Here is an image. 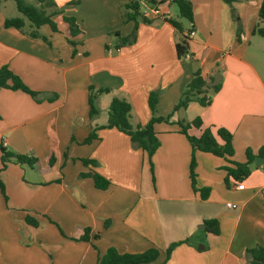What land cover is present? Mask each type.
<instances>
[{
  "label": "crops",
  "instance_id": "crops-1",
  "mask_svg": "<svg viewBox=\"0 0 264 264\" xmlns=\"http://www.w3.org/2000/svg\"><path fill=\"white\" fill-rule=\"evenodd\" d=\"M54 1L59 29L38 30L50 45L5 27L11 16L1 12L5 0L0 3V67L7 65L41 99L0 89V143L38 161L35 167L8 162L1 168L0 160L7 196L0 192V264H96L109 247L120 253L155 247L159 263L172 243L179 244L165 264H251L245 250L264 247V160L255 163L264 145V36L253 32L264 25L258 18L261 0H191L193 21L181 20L188 58L177 56L180 33L163 16L139 22L134 43L114 50V33L127 36L134 27L122 17L129 0ZM170 6L159 4L160 15L173 18ZM63 15L74 17L82 31L72 38L74 55ZM196 69L220 88L209 104L190 101L170 122L155 123L160 144L151 157L154 181L146 152L116 128H101L97 139L82 143L92 127L107 121V115L97 119L96 106L90 118L89 85L127 100L131 124H145L152 117L149 92L159 95L155 115H167ZM195 118L213 132L228 130L233 154L193 151L176 121ZM247 149L255 157L248 176L227 177V167L246 161ZM192 157L197 190L189 176ZM81 158L97 161L91 168L109 179L106 189L79 177L89 169ZM202 188H209L205 199ZM26 215L38 226L28 225ZM210 219L217 220L218 234L204 229ZM85 228L89 240H74Z\"/></svg>",
  "mask_w": 264,
  "mask_h": 264
},
{
  "label": "trees",
  "instance_id": "trees-1",
  "mask_svg": "<svg viewBox=\"0 0 264 264\" xmlns=\"http://www.w3.org/2000/svg\"><path fill=\"white\" fill-rule=\"evenodd\" d=\"M2 0H0L1 3ZM17 10L23 17H7L4 20L5 27H14L17 30L23 32L31 38H39L47 45H50L48 39L41 35L38 30L40 27L47 25L52 31H57L58 20L54 19V16L60 12L56 9L54 0H35L36 4L26 2L25 0H13ZM226 2H232L235 0H224ZM143 3L150 7H158L159 4L167 3L175 5L178 10L179 18L185 19L189 22L193 21V7L191 0H129L122 7L123 21H134V27L132 32L127 36H120L117 32L114 35L117 38V43L114 46L115 50H118L124 45L131 44L136 38V29L139 23L138 18L143 23H150V18L142 15L141 9ZM165 21L169 22L179 33L180 39L175 44L176 54L179 58H184L188 52L187 35L184 32L181 20L172 17H163ZM259 22L264 20V0H261L258 8ZM26 20L29 22V28L26 29ZM61 20L67 25V35L65 40L67 43L73 46L72 55L75 54V46L77 42L72 39L82 34L76 19L72 16L61 17ZM253 32L264 36V25L259 23L254 27ZM106 50L110 49V46L105 45ZM7 88L10 90H18L30 95L36 102L41 99L39 93L30 89L22 79L15 74L7 65L0 67V89ZM220 88L219 82H214L212 78L206 81L200 69H196L192 75L190 81L186 84L184 90L181 93L180 98L176 104L172 107V110L167 115H155L156 105L159 95L156 92H149L147 103L152 113V117L145 124L137 123L132 125L131 118V105L124 98L113 97L107 108V121L104 125L94 126L89 131L86 138L82 141L83 144H88L98 138L97 130L101 128H116L118 131L126 134L129 137L130 143L133 148L141 149L146 152L149 162L150 171L153 177V165L151 157L158 148L160 141L157 137V133L154 129L155 123L158 122H170L172 115L187 106L190 101H197L201 105H207L211 101V96ZM109 88H96L93 85L88 86V106L89 116L92 118L96 113L95 100L98 95L108 93ZM55 96V94H54ZM54 99V97H50ZM178 125V132L185 135L192 150H200L204 152H210L216 156H231L234 152L232 145V134L224 129L217 128L215 132L210 127H204L200 118H195L192 121L184 122L182 120L176 121ZM196 129L199 131L198 135L191 134L190 130ZM0 160L1 168H4L8 162H14L18 164H27L30 166H37L38 161L35 157H31L25 154H18L11 151H7L2 143H0ZM258 155L264 157V145L258 150ZM254 154L250 149L246 150V161L243 163L234 162V167H227V177L231 176L237 180L242 179L250 173V164L254 161ZM53 156L48 159L49 164L52 163ZM85 167H89L87 171H81L79 177H91L94 187L98 189H106L110 181L95 170L91 168L98 165L97 161L92 158L80 159ZM195 160L191 158L189 165V176L191 179L192 187L196 188L195 181ZM226 181V179H225ZM201 198L205 199L209 192V188L199 189ZM0 192L4 196L5 200L7 196L5 194L4 185L0 180ZM25 222L33 227L38 226V221L29 215L25 216ZM203 227L206 231L213 234L219 233V226L216 219L205 220ZM89 228H85L82 235L74 240H89ZM94 237H98L95 234ZM179 243L170 244L165 251V257L162 262H156L159 256V250L155 247H150L143 252L139 253H120L114 247H109L106 251L98 257L96 264H165L170 256L172 249ZM245 254L250 258L251 264H264V247L257 246L248 248L245 250Z\"/></svg>",
  "mask_w": 264,
  "mask_h": 264
},
{
  "label": "rangeland",
  "instance_id": "rangeland-1",
  "mask_svg": "<svg viewBox=\"0 0 264 264\" xmlns=\"http://www.w3.org/2000/svg\"><path fill=\"white\" fill-rule=\"evenodd\" d=\"M25 1L29 2V3H32V4H36L35 0H25ZM170 10H171L172 14L174 15L173 18H176V19L178 18L179 20H184L182 18H179L178 10H177V7L175 5H171L170 6ZM1 12H2V14L7 15V16H11V17H23L22 14L17 10L13 0H5L4 5L1 7ZM138 21L141 22V19L138 18ZM26 23L29 24V22L27 20H26ZM26 27L28 29V26H26ZM114 39L115 40L113 42L116 44L117 43V38H114ZM133 43H131V44H133ZM115 44L112 45L113 49H114ZM131 44H127V45H124V46H129ZM102 95H103L102 96V102L100 104L99 103L95 104V106L98 108V111H99V116L97 118L98 120L99 119H105V116L107 115V108L108 107H106L104 105V102L105 101L109 102V101H111L110 99H112L111 98L112 95H107V96H106V94H102ZM33 167H35V166H33Z\"/></svg>",
  "mask_w": 264,
  "mask_h": 264
},
{
  "label": "built area",
  "instance_id": "built-area-1",
  "mask_svg": "<svg viewBox=\"0 0 264 264\" xmlns=\"http://www.w3.org/2000/svg\"><path fill=\"white\" fill-rule=\"evenodd\" d=\"M141 13H142L143 16H145L147 18L155 17V16L169 17V15L167 13L160 15V11H159V9L157 7H155V8L154 7H150V6L146 5L145 3H143L142 9H141ZM192 34H193V32L190 31L189 35H192ZM188 57L189 56L186 54L185 58H188ZM243 186H244L243 184H239L236 187L238 189H241V188H243ZM261 193H262V195H264V186L261 189ZM227 205L230 206V207H235V205H233V204H227Z\"/></svg>",
  "mask_w": 264,
  "mask_h": 264
},
{
  "label": "water",
  "instance_id": "water-1",
  "mask_svg": "<svg viewBox=\"0 0 264 264\" xmlns=\"http://www.w3.org/2000/svg\"><path fill=\"white\" fill-rule=\"evenodd\" d=\"M261 160H264V158H263V157H256V159H255V163L258 164V165H260L259 162H260Z\"/></svg>",
  "mask_w": 264,
  "mask_h": 264
}]
</instances>
